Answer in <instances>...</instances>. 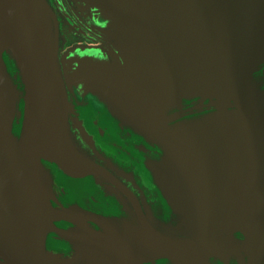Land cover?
Wrapping results in <instances>:
<instances>
[{"label": "water", "instance_id": "water-1", "mask_svg": "<svg viewBox=\"0 0 264 264\" xmlns=\"http://www.w3.org/2000/svg\"><path fill=\"white\" fill-rule=\"evenodd\" d=\"M98 3L123 36L131 117L114 109L105 62L85 59L70 73L86 101L78 124L182 235L148 224L135 195L76 149L47 2L0 0V264H48L51 243L97 264H262L264 0ZM94 174L142 225L111 211Z\"/></svg>", "mask_w": 264, "mask_h": 264}, {"label": "flooded vegetation", "instance_id": "flooded-vegetation-1", "mask_svg": "<svg viewBox=\"0 0 264 264\" xmlns=\"http://www.w3.org/2000/svg\"><path fill=\"white\" fill-rule=\"evenodd\" d=\"M45 1L53 15L49 16L52 42L56 37L57 62L67 102L71 107L67 115L68 133L76 149L89 161L108 170L119 183L135 195L148 224L163 233L181 236L182 233L178 228L163 224L151 217L143 193L135 179L101 152L78 124L76 109L86 101L82 97V92L70 81V73L77 66V61L85 59L105 62L115 93L114 109L119 116L131 117L123 96L122 86L134 85L123 84L119 77L120 72L124 70L123 55H125L121 32L103 18L98 0ZM89 182L95 193L110 203L112 212L127 213L138 225H142L132 201L115 184L97 174L92 175ZM54 245L51 243L47 251L48 264L98 263V255L89 250L82 249L76 252L69 251L64 244H61L63 246L61 249L53 247Z\"/></svg>", "mask_w": 264, "mask_h": 264}]
</instances>
